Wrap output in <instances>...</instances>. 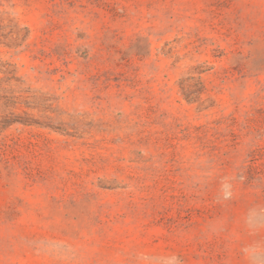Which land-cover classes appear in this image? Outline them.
Returning a JSON list of instances; mask_svg holds the SVG:
<instances>
[{
    "label": "rangeland",
    "instance_id": "1",
    "mask_svg": "<svg viewBox=\"0 0 264 264\" xmlns=\"http://www.w3.org/2000/svg\"><path fill=\"white\" fill-rule=\"evenodd\" d=\"M0 26V264H264V0Z\"/></svg>",
    "mask_w": 264,
    "mask_h": 264
},
{
    "label": "trees",
    "instance_id": "2",
    "mask_svg": "<svg viewBox=\"0 0 264 264\" xmlns=\"http://www.w3.org/2000/svg\"><path fill=\"white\" fill-rule=\"evenodd\" d=\"M2 29V27L0 26V30ZM0 43H1V41H0ZM2 71H0V73H1ZM10 74L12 73V72H9ZM9 79H11V78H9Z\"/></svg>",
    "mask_w": 264,
    "mask_h": 264
}]
</instances>
